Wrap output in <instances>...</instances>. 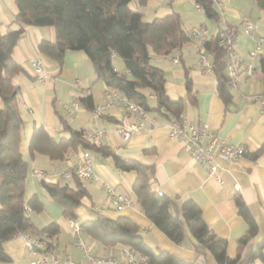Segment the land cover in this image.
Here are the masks:
<instances>
[{
    "label": "crops",
    "instance_id": "0c3cea01",
    "mask_svg": "<svg viewBox=\"0 0 264 264\" xmlns=\"http://www.w3.org/2000/svg\"><path fill=\"white\" fill-rule=\"evenodd\" d=\"M223 2L224 17L219 21L215 20L216 27L214 28H209L207 22L209 17L200 7H196L193 0H147L144 5V7L151 8L152 18L164 16L172 11L179 12L182 17V26L186 31L193 26L203 24L210 35H215L219 29L226 30L233 35L234 52L239 58L238 71L236 86L228 85L229 98L227 100L218 94L214 73H205L199 68L196 52V47L202 45L199 39H188L180 48L168 54L152 53L151 57V61L163 70L166 94L170 98L181 97L183 99L181 114L186 119L192 123H206L210 131L219 137L231 143L241 144L246 149V153L237 161L219 159L220 168L217 173L210 174L205 164L182 150V143L179 139L167 135L164 124L168 119L161 116H155L154 126H146L145 129L134 133L126 142L120 140L116 131L119 119L124 112L120 104L107 108L93 121L91 109L86 108L78 97L90 95L93 104L102 103L112 88L106 86L105 83H100L94 71L93 75L88 72L84 73L75 63L65 61L70 54L81 59L82 55L77 51L67 53L66 50L63 61L58 63L38 50V43L42 38L54 39L55 33L52 26L30 25L25 27L12 52L13 56L23 65L24 71L16 74L14 80L20 85L18 105L25 121L23 156L26 147L28 153V138L34 125L41 124L54 135L62 134L61 118L70 125L83 128L85 131L93 130L95 127L103 128L105 132L99 142L107 144L112 151L122 157L135 159L150 166L152 168L150 175L154 178L155 189L161 194L168 195L177 208L186 199L194 200L200 207L206 224L219 237L225 239L228 256L234 257L239 252L244 258L247 252L264 238V113L261 111V97L264 98V77L259 66V57L264 56V43L257 59L253 62L254 68L249 71L243 61H247L248 52L254 46L255 37L247 36L238 29L241 13L237 7L230 5L231 0H223ZM129 6L132 9L142 10L137 0H131ZM15 12L14 0H0V28L2 30L15 28L18 25L14 18ZM231 15L238 17L237 20H233L234 17ZM222 21L225 27L221 26ZM254 23L257 28L255 35H257L261 31L258 23L256 21ZM34 56L39 57L43 63L46 75L44 81H39L30 68L29 60ZM176 56L177 58L174 59ZM119 69H123L122 62ZM186 76L191 82V97L187 95ZM89 81H91V86H88ZM81 82L84 86H79ZM96 84H98V89L94 91ZM86 88L90 89L89 93H86ZM73 100L79 102L78 108L75 111L67 110L63 104ZM134 119L133 115L129 116V120ZM204 140H207V137ZM80 152V149L76 152H68L66 158L60 161L51 160L43 154H35L33 158L29 156L32 162L31 169L54 171L67 167L77 160ZM91 154L100 179L83 180L88 194L82 197V204L76 208L78 214L76 221L91 218L92 209L111 218L125 216L139 226L140 233L151 247L162 248L184 260H194L197 255L195 244L187 232L182 241L176 243L152 224L142 212L132 191L135 172L119 170L114 166L111 157ZM30 178L31 180L34 178L32 172ZM49 179L57 180L58 178L49 177ZM29 180L26 178L25 181V196L29 197L35 192L43 202V209L38 211L40 213L34 210L29 213L34 225L42 228L52 221L57 224V232L50 237L49 250L64 261L70 259L91 264L88 263L81 247L74 245L73 232L68 224L69 218L62 215L60 204H55L53 202L55 199L50 197L40 184L34 186L33 181ZM102 180L112 184L116 193L128 195L130 204L120 210L116 209ZM235 195L241 196L258 225L256 233L241 247L238 246V239L247 231V223L237 212L234 202ZM34 212L35 215H32ZM81 237L95 256L125 258L127 248L124 246L103 245L83 231ZM3 248L9 255V259L0 260V264H29L31 255L19 233L5 240ZM205 256L208 264H217L208 251ZM246 264L262 263L255 258Z\"/></svg>",
    "mask_w": 264,
    "mask_h": 264
},
{
    "label": "trees",
    "instance_id": "16d2710c",
    "mask_svg": "<svg viewBox=\"0 0 264 264\" xmlns=\"http://www.w3.org/2000/svg\"><path fill=\"white\" fill-rule=\"evenodd\" d=\"M14 15L17 26L0 28V260L9 255L3 242L22 230L37 229L24 209L41 211L43 202L37 193L25 196V181L29 161L21 151L25 121L19 110L20 85L16 74L23 72V65L13 56V48L26 26H52L53 40L42 38L38 50L61 63L66 50H80L90 60L97 78L106 86L116 89L127 99L154 116L170 119L179 116L183 99L170 98L165 91V77L161 67L151 61L152 53L168 54L189 39L182 26L179 12L145 20L140 9L129 6L131 0H14ZM203 13L216 21L221 12L213 0H193ZM264 10V0H253ZM144 6L147 0H137ZM222 30L202 42L209 54L217 81L218 94L229 98L227 58L217 43ZM233 36V35H232ZM119 58L123 69L116 68L114 59ZM259 66L264 77V56L259 57ZM187 95L192 96L191 82L186 76ZM152 94V97L149 96ZM86 108L94 107L90 95L78 97ZM103 114V113H102ZM61 121L62 134H51L43 125H34L28 138L30 158L35 154L46 155L51 160H64L68 152L77 149L111 157L116 168L133 170L135 178L132 191L142 212L170 240L179 243L186 232L193 239L196 250L194 260H184L162 248L151 247L139 231V226L130 218L108 217L92 209V217L79 222L81 230L103 245H121L136 253L147 255L149 264H208L206 252L212 254L217 264H246L258 258L264 264V238L257 242L244 258L238 252L230 257L226 253V241L219 237L204 221L202 211L192 199H186L179 208L165 194L155 189L152 168L138 160L118 155L104 143L88 139L85 130ZM73 164V163H72ZM71 164V165H72ZM39 184L61 206L62 215L76 219V208L82 197L88 194L83 180L72 175L63 181L41 178ZM237 212L247 223V231L238 239V246L246 244L257 231V222L240 195L234 196ZM50 237L57 232L52 221L44 227Z\"/></svg>",
    "mask_w": 264,
    "mask_h": 264
},
{
    "label": "built area",
    "instance_id": "2783aa9c",
    "mask_svg": "<svg viewBox=\"0 0 264 264\" xmlns=\"http://www.w3.org/2000/svg\"><path fill=\"white\" fill-rule=\"evenodd\" d=\"M215 6L223 15L222 7L223 0H213ZM196 7H199L196 4ZM238 29L245 35L255 37L253 48L248 52L247 61H243L248 70L254 68L253 62L257 59L258 53L264 43V34H256V24L249 18L244 17L239 20ZM187 35L190 38H197L200 41L208 39L211 35L207 27L199 24L187 30ZM218 45L224 50L227 58L226 73L228 76V85L236 86L237 64L238 57L234 52V40L231 33L222 31L217 39ZM198 54L199 68L205 73H213V65L209 54L201 46L196 47ZM174 57V59H176ZM30 68L35 77L39 81H44L46 75L41 59L37 56L31 57L29 60ZM89 93L90 89H85ZM152 97V94H149ZM262 108L264 113V98L261 97ZM120 104L124 112L122 113L116 131L122 142H126L134 133H138L147 127H152L156 123V117L151 115L148 111L138 106L134 101L127 99L120 94L116 89H112L102 103H97L91 110V117L95 121L104 111L114 105ZM67 110L75 111L79 102L73 100L69 103H64ZM133 115L134 120H129V116ZM165 131L169 137L179 139L181 141V148L183 151L189 153L195 160L205 164L210 174L217 173L220 168L219 159L227 161H237L246 153V149L241 144L228 142L226 139L219 137L214 132L210 131L206 123H192L186 119L182 114L179 116H172L164 124ZM105 129L95 127L93 130L86 131L85 135L88 139L98 142L100 137L104 134ZM207 137V140L204 138ZM80 177L82 180H99L100 176L95 170V166L88 151L82 150L77 160L67 167L56 171H46L43 169H32V175L36 179H49V177L68 178L72 175ZM47 177V178H46ZM102 184L109 193L111 202L116 209L120 210L130 204V198L126 194L116 193L113 185L107 181L102 180ZM161 194L160 191H158ZM27 213H30V208L25 205ZM68 224L73 232V243L81 247L83 254L86 256L88 263L91 264H149L147 262V255L136 253L133 249L128 248L125 253V258L121 259L116 256H95L88 246L84 243L81 237V227L76 219L69 218ZM19 234L23 237L24 243L28 253L31 255L29 264H85L82 261H71L70 259L62 260L57 254L49 250L50 235L47 230L34 229L22 230Z\"/></svg>",
    "mask_w": 264,
    "mask_h": 264
},
{
    "label": "rangeland",
    "instance_id": "374dc122",
    "mask_svg": "<svg viewBox=\"0 0 264 264\" xmlns=\"http://www.w3.org/2000/svg\"><path fill=\"white\" fill-rule=\"evenodd\" d=\"M230 5L235 6L238 8V10H240L241 14H240L239 20H241L244 17H247L253 22L256 21L258 23L259 30L261 31L260 33L264 34V10L259 9L253 0H231ZM142 10L144 12V14H143L144 19L150 20L153 16L151 8L142 6ZM231 16L234 17L233 20H237V18H238V17H235V15H231ZM223 17H224V14L222 16V19H223ZM230 20L232 21L231 18H230ZM207 22H208L209 28L216 27V23H215V20L213 18H208ZM221 26L225 27V23H223V21L221 22ZM256 30H257V28H256ZM189 39H191V38L189 37ZM76 51L82 55L81 59L76 57V56H72V54H70V56H68V58H65V61L75 63L77 67H80L82 69V72H84V73L88 72V73H90V75H93L92 64L84 52H82L80 50H67V53H75ZM114 62L118 68L121 67V60L119 58L114 59ZM93 79H94V77H93ZM98 80L100 81V83H102V84L104 83L101 79H98ZM79 86H84V83L81 82ZM88 86H91V81H89ZM77 88H79V87L77 86ZM97 89H98V84L94 85V91H97ZM24 143H25V141L22 139L21 151L23 150ZM24 151H25V149H24ZM92 156L93 155L91 154V157ZM24 157L26 159H28L29 163H30V165H29L30 167L28 169L27 180L30 179L29 180L30 182L33 181L34 186L39 185L38 179L32 178L33 180H31V178H30L31 172H32V169H31V163L32 162H31L29 155L27 153V147H26V151L24 152ZM44 157H47V156H44ZM60 169H62V168H58L56 170H60ZM56 170H54V171H56ZM58 179L63 181V179H65V178L58 177ZM53 202L55 204L59 205L58 202H56V200H53ZM35 212H38V211H35ZM35 212L32 215H35ZM38 213H40V212H38Z\"/></svg>",
    "mask_w": 264,
    "mask_h": 264
}]
</instances>
